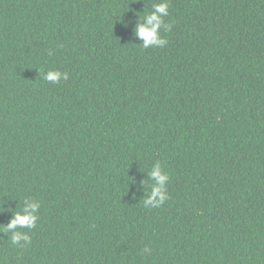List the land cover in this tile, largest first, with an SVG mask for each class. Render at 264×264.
<instances>
[{
	"label": "trees",
	"instance_id": "16d2710c",
	"mask_svg": "<svg viewBox=\"0 0 264 264\" xmlns=\"http://www.w3.org/2000/svg\"><path fill=\"white\" fill-rule=\"evenodd\" d=\"M0 264H264V0H0Z\"/></svg>",
	"mask_w": 264,
	"mask_h": 264
},
{
	"label": "clouds",
	"instance_id": "9594fccd",
	"mask_svg": "<svg viewBox=\"0 0 264 264\" xmlns=\"http://www.w3.org/2000/svg\"><path fill=\"white\" fill-rule=\"evenodd\" d=\"M152 8L153 11L142 19V23L137 25L135 30L137 37L143 41L142 45L145 48L165 46L167 41L160 37L159 30L162 25L166 31L171 30L170 25H164L163 23V17L168 15V4L166 2L156 3L153 4ZM43 78L51 83H59L61 79H68V73H62L59 70H49ZM149 179L154 181V184L152 185L149 198L144 200V204L154 208L160 207L168 199L166 185L170 180V176L164 171L161 164L157 162L149 172ZM24 203L26 207L22 211L16 212L11 221L6 226H3L5 233H12L11 242L13 245L23 246L21 242L30 243V237L24 232L17 231V229L34 228L38 219L36 213L40 207L39 203H28L27 200ZM150 251L147 246L143 249L144 253H150Z\"/></svg>",
	"mask_w": 264,
	"mask_h": 264
}]
</instances>
